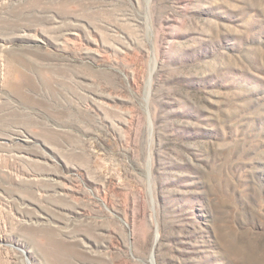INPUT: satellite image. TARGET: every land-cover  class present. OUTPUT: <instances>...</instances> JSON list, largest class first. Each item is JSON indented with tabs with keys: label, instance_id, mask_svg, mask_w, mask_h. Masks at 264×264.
Segmentation results:
<instances>
[{
	"label": "rangeland",
	"instance_id": "374dc122",
	"mask_svg": "<svg viewBox=\"0 0 264 264\" xmlns=\"http://www.w3.org/2000/svg\"><path fill=\"white\" fill-rule=\"evenodd\" d=\"M0 264H264V0H0Z\"/></svg>",
	"mask_w": 264,
	"mask_h": 264
}]
</instances>
